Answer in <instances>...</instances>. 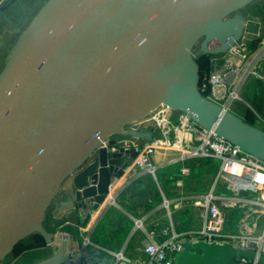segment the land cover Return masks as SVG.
<instances>
[{"label":"water","instance_id":"water-1","mask_svg":"<svg viewBox=\"0 0 264 264\" xmlns=\"http://www.w3.org/2000/svg\"><path fill=\"white\" fill-rule=\"evenodd\" d=\"M15 1L0 8L6 21L3 12ZM254 1L47 0L41 6L18 30L0 70V264L32 234L53 244L44 221L65 183L80 207L90 199L97 209L111 178L122 177L138 155L110 153L101 144L113 136L151 141L150 128L124 127L160 106L264 162V130L202 95L195 60L256 33L257 24L239 14ZM236 258L264 264V256L204 242L184 246L174 264ZM67 261L62 239L56 252L33 264Z\"/></svg>","mask_w":264,"mask_h":264},{"label":"built area","instance_id":"built-area-1","mask_svg":"<svg viewBox=\"0 0 264 264\" xmlns=\"http://www.w3.org/2000/svg\"><path fill=\"white\" fill-rule=\"evenodd\" d=\"M8 0H0V8ZM248 37L231 46L227 51L211 55L214 69L204 80L205 86L199 87L201 93L222 110L231 111L232 103L241 101L240 93L248 80L261 79L264 67V41L255 50L249 51ZM256 125L264 130V118L253 109ZM176 120V123L174 122ZM150 128L151 141L136 137L114 141L111 137L101 144L107 152L120 150L138 152L129 169L141 174H150L156 180V166L153 156L157 153L170 155L169 162L185 163L192 159H212L217 162V171L203 194L179 195L171 200L163 197V207L170 216V207L177 208L185 203L199 210L201 227L184 233L161 230H145L142 220H134V228L144 231V258L139 264H174L175 254L189 245L204 242L229 245L233 248L264 256V162L240 150L237 146L218 137L213 129L200 126L181 111L160 106L143 119L132 122L124 130L139 131ZM190 168L182 165L180 174L188 176ZM174 185L182 188V178ZM115 183L109 184V193ZM108 193V194H109ZM113 203L114 201L111 200ZM94 202L90 199L82 203V213L86 217ZM233 228L231 229L232 221ZM161 236L162 239H157ZM60 239L69 236L60 234ZM52 245V244H51ZM91 245L86 238L83 248ZM68 261L64 264H89V258L80 250H68ZM116 260L127 261L121 253L115 254ZM233 264H260L257 260L236 258Z\"/></svg>","mask_w":264,"mask_h":264},{"label":"crops","instance_id":"crops-1","mask_svg":"<svg viewBox=\"0 0 264 264\" xmlns=\"http://www.w3.org/2000/svg\"><path fill=\"white\" fill-rule=\"evenodd\" d=\"M254 80V79H253ZM243 86L244 102L232 103L231 111L243 118L246 110L253 109L264 118V81H254L253 85ZM245 87V88H244ZM251 88V89H250ZM240 93V94H241ZM256 124V121L255 123ZM170 155L157 153L153 156L156 166V180L150 174H141L134 170L125 169L122 177H112L110 183H115L114 190L107 194L106 199L97 209L91 208L90 219L84 225L80 202L75 198V191L65 183L48 211L47 230L55 235V241L50 246L52 253L56 252L60 243V234L66 233L69 240L66 249L80 250L89 258V264H139L144 258V231L134 228V220H142L145 230H161L184 233L201 227L199 210L189 206L184 213L167 214L163 207V197L171 200L181 195L203 194L210 186L217 171V162L212 159H192L185 163L169 162ZM182 165L190 168L188 176L180 174ZM212 169L208 187L201 192L184 193L183 190L192 175L201 167ZM182 178V188L174 185L176 179ZM111 200L114 202L112 203ZM88 239L91 245L83 248V242ZM157 239H162L157 236ZM51 253V254H52ZM121 253L127 260H116L115 254Z\"/></svg>","mask_w":264,"mask_h":264},{"label":"rangeland","instance_id":"rangeland-1","mask_svg":"<svg viewBox=\"0 0 264 264\" xmlns=\"http://www.w3.org/2000/svg\"><path fill=\"white\" fill-rule=\"evenodd\" d=\"M47 0H19L18 6L15 9H10L6 13L7 18L11 19V23L13 26L10 24L9 21H6L2 15H0V62H4L6 55L8 52L11 50L13 44L15 43L19 32L18 30H22L19 26L21 24L20 18H22L21 13H23V10H25V15L29 18L30 17V12L32 11H38L41 6L46 2ZM35 12V13H36ZM29 14V15H27ZM247 22L251 23H256L258 26V31L254 34L249 33L248 39H249V51H252V49H256L261 45V42L264 41V9L258 13L257 10L254 11V9H245L242 12H239ZM33 17V16H32ZM31 17V18H32ZM256 41V42H255ZM258 45L254 47L256 44ZM254 47V48H253ZM197 50V47L196 49ZM210 58V57H209ZM211 59V58H210ZM209 59V60H210ZM199 67V66H198ZM262 78L257 79L258 81L263 80L264 81V67L262 68L261 72ZM256 79H250L248 80V84L245 87H249V84L254 83ZM244 87V88H245ZM251 89V88H250ZM243 91L240 94L241 99L246 101L242 97ZM242 100V101H243ZM237 102V103H241ZM243 101V102H244ZM246 102L244 104L242 103L245 108ZM248 106L250 105L247 104ZM250 107V106H249ZM250 110V109H248ZM250 112L253 113V111L250 110ZM254 115V113H253ZM259 115V114H258ZM260 116V115H259ZM255 117V115H254ZM262 118V116H260ZM256 121V120H255ZM176 123V120H174ZM124 137L122 136H113L111 137L112 140L117 141L120 140ZM211 174H212V169L209 166L201 167V169H197V172H195L191 179L187 182L183 192L184 193H192V192H201L205 190L210 182L211 179ZM189 205L185 203H181L177 208H173V215H175V212L184 213V210L188 209ZM182 215V214H181ZM233 223L234 220L232 221L231 229L233 228ZM189 244H185L184 246H188ZM51 245H46L44 247H39V248H33V249H27L20 251L17 255H11L7 259H5L2 264H33L49 255H51L52 250H51Z\"/></svg>","mask_w":264,"mask_h":264},{"label":"trees","instance_id":"trees-1","mask_svg":"<svg viewBox=\"0 0 264 264\" xmlns=\"http://www.w3.org/2000/svg\"><path fill=\"white\" fill-rule=\"evenodd\" d=\"M252 8L254 9V11L257 10V12L260 13L264 9V0H256L253 3L247 5L242 10H240V12L244 11L245 9H252ZM8 10L6 8V10L3 12V14H4L5 17H7V15H6L7 13L6 12ZM24 11L25 10H23V13H21L22 18H20L21 24L19 26H21L20 27L21 29H24L26 27V25L30 21L31 17L36 12V11L30 12V17L28 18L25 15V12ZM0 15H1V12H0ZM27 15H29V14H27ZM10 21H11V19H10ZM257 45H258V43L254 47H256ZM252 50H255V48L252 49ZM195 60H196V62L198 64V66H199V74H200L199 87L201 88V87L205 86V84L203 83V81H204L205 78L208 77L209 73L214 69V66L210 62L209 58H207L206 56H203V55L196 56L195 57ZM2 66H3V61L0 62V70H1ZM202 94L203 95H207L206 92H203ZM243 119L246 122L250 123V124H254L255 123V117H254L253 113L250 112V110H246V115L243 117ZM48 211L46 213V218H45V221H44V226L46 227V229H47L46 221H47V217H48ZM44 246H46V244H45L43 238L41 236H39L38 234H32V235L28 236L27 238H25L24 240L20 241L16 245V247L14 248V250L12 251V253L9 256H11V255H17L20 251H23V250L33 249V248H39V247H44Z\"/></svg>","mask_w":264,"mask_h":264},{"label":"flooded vegetation","instance_id":"flooded-vegetation-1","mask_svg":"<svg viewBox=\"0 0 264 264\" xmlns=\"http://www.w3.org/2000/svg\"><path fill=\"white\" fill-rule=\"evenodd\" d=\"M19 0H16L13 4H11L8 8H7V10L9 9H15L19 4V2H18ZM196 49V48H195ZM203 56H206L207 58H209L211 55H203Z\"/></svg>","mask_w":264,"mask_h":264}]
</instances>
